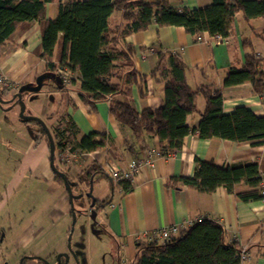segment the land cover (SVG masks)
Instances as JSON below:
<instances>
[{
  "label": "crops",
  "instance_id": "1",
  "mask_svg": "<svg viewBox=\"0 0 264 264\" xmlns=\"http://www.w3.org/2000/svg\"><path fill=\"white\" fill-rule=\"evenodd\" d=\"M59 1L67 0L47 3L48 18L56 17ZM169 2L174 7L196 8L211 0ZM111 20L114 25L121 24V11H114ZM41 36L37 20L25 23L12 34L0 53V66L14 82V86L4 90L15 94V106L24 101L27 116L31 117L7 119L14 129L6 126L0 130V242L5 263L58 264V255L69 253V264H92L101 255L106 264H129L135 259L137 241L144 239L146 233L207 216L224 227L228 242L250 249L252 258L245 264H264L263 199L245 201L223 187L202 192L181 183L179 187L168 185L171 178L193 175L196 157L214 160L220 166L257 162L264 179V143L253 145L219 137L203 139L190 133L180 150L156 155L154 166L142 167L132 189L125 191L122 184L113 183L105 176L102 168L124 166L144 152L138 149L132 130L121 125L110 112L109 100L99 101L96 109L91 110L80 99V73H72L71 82L64 84L57 71L46 65L40 56ZM200 37L190 34L183 26L152 23L146 30L129 34L125 41L136 49L138 71L149 74L160 52L178 54L187 66L188 83L194 88L205 85L213 91L220 90L225 112L245 105L257 115H264V99L254 91L251 82L223 84L227 71L233 66H243L247 54L264 58V18L247 19L239 11L234 15L227 42H215L207 31ZM53 60L58 61L57 49ZM147 92L142 98L138 87H133L132 101L139 111L159 107L165 85L150 78ZM196 102L201 111L205 109L203 95H198ZM64 114L77 126L78 138L92 131L107 137L105 146L91 152L76 150L68 158L55 148L54 164L67 173L73 203L64 180L51 167L48 136L33 119H41L54 138V128ZM199 120V113L187 116L191 127L197 126ZM54 141L56 144V138ZM127 142L136 144V151L129 150ZM147 146L160 150L158 137L149 136ZM247 189L246 183L236 185V191ZM93 198L97 207L91 204ZM73 211L77 224L80 223L72 234L73 239L77 230L75 242L80 245L72 248L75 256L69 250ZM92 215H96L95 219ZM64 261L62 257L60 264H65Z\"/></svg>",
  "mask_w": 264,
  "mask_h": 264
},
{
  "label": "trees",
  "instance_id": "2",
  "mask_svg": "<svg viewBox=\"0 0 264 264\" xmlns=\"http://www.w3.org/2000/svg\"><path fill=\"white\" fill-rule=\"evenodd\" d=\"M52 1L0 0V53L18 28L37 20L42 31L40 56L46 65L52 70L66 67L72 73H80V99L91 110L96 109L99 101L109 100L110 112L121 125L132 130L139 150L145 152L147 138L157 136L161 153L168 155L180 150L190 133L203 139L219 137L253 145L264 143V115H257L245 105L225 112L220 90L213 91L205 85L194 88L188 83L187 66L178 54L160 52L149 74L138 71L136 49L125 41L126 36L146 30L152 23L183 26L195 37L205 31L229 36L236 12L242 11L247 19L264 18V0H211L196 8L174 7L169 0H67L58 2L55 18H48L46 5ZM117 10L121 11L123 22L114 25L111 17ZM56 49L57 62L53 60ZM263 62L264 58L255 53L247 54L243 66L227 71L224 86L251 82L254 91L264 99ZM150 78L164 83L163 103L139 111L132 101L133 87L136 85L140 96L146 97ZM198 95L206 99L202 111L197 106ZM192 113L200 114L194 127L187 123V116ZM40 131L45 133L42 125ZM78 133L71 117L62 115L54 128L55 148L60 149L61 156L68 145L74 153L91 152L107 143V137L95 131L81 138ZM127 147L136 151L134 143L127 142ZM195 161L193 175L171 178L168 185L179 187L181 183L202 192L223 187L245 201L264 198L257 162L220 166L214 160L196 157ZM56 176L62 178L58 173ZM242 182L248 189L236 191V185ZM121 184L125 191L132 189L128 181ZM102 206L104 203L99 205ZM136 244L135 259L129 264H239L238 247L227 241L224 227L208 217L164 242L144 238Z\"/></svg>",
  "mask_w": 264,
  "mask_h": 264
},
{
  "label": "built area",
  "instance_id": "3",
  "mask_svg": "<svg viewBox=\"0 0 264 264\" xmlns=\"http://www.w3.org/2000/svg\"><path fill=\"white\" fill-rule=\"evenodd\" d=\"M201 37L199 36L198 39ZM215 42L217 43H225L228 41L229 36H223L222 34L213 35ZM57 73L60 75L62 82L64 84H69L72 79V72L68 70L66 67H60L57 70ZM0 85L3 88H11L14 86V82L12 78H10L6 73L3 72L0 66ZM71 146L68 145L63 152L65 153L64 157L68 158L69 155L74 154L70 152ZM80 152V151H79ZM76 153V152H75ZM156 155H163L160 150L147 148L144 154L138 158L131 160L124 166H112L106 165L103 166L102 172L105 176H107L113 183L121 184L123 181H128L133 183L134 178L139 173L140 169L144 166H154V160ZM259 188L261 189L262 194L264 195V179L260 183ZM264 200V198H263ZM207 216H200L194 220L188 221L186 224L181 226H168L159 228L151 233H146L145 238H156L160 242H164L169 239L173 235H178L183 233L184 230L194 224L195 222H200L205 219ZM209 218V217H208ZM236 238L234 239V242ZM237 258L239 259V264H245L252 258V254L250 249L247 246H238V250L236 253ZM0 264H6L4 258L2 256V244L0 242Z\"/></svg>",
  "mask_w": 264,
  "mask_h": 264
},
{
  "label": "rangeland",
  "instance_id": "4",
  "mask_svg": "<svg viewBox=\"0 0 264 264\" xmlns=\"http://www.w3.org/2000/svg\"><path fill=\"white\" fill-rule=\"evenodd\" d=\"M15 98L16 97L14 96V93H12L11 91L4 90V88L0 85V130L6 126L8 127V129H14V127H12L10 124H8L6 120L11 119V121H14V119H19L21 117L22 104L20 103L18 106H15L14 105V102L16 101ZM23 114H24V116H27V114H28V110L26 111V106H25V110H24ZM15 126H17V125H15ZM6 135L9 138L10 135L7 131H6ZM93 223H94V221H93ZM79 224H77V221L75 222L73 231H75V229L78 228ZM73 231H72V234H73ZM74 233H75L74 238L73 239L71 238V242H70V245L72 248H74L75 246L76 247L80 246L75 242L77 230ZM99 244H101V242ZM91 262H92V264H106L107 263V262H105L102 255H101L100 260H98V259H97V261L92 260ZM114 264H116V262H114Z\"/></svg>",
  "mask_w": 264,
  "mask_h": 264
},
{
  "label": "water",
  "instance_id": "5",
  "mask_svg": "<svg viewBox=\"0 0 264 264\" xmlns=\"http://www.w3.org/2000/svg\"><path fill=\"white\" fill-rule=\"evenodd\" d=\"M20 96V94H19ZM21 104H22V110H21V117L26 119V118H31V117H28V116H24L23 112L25 110V104H24V101H21ZM33 119H36L40 122V124L42 125V127L45 129V132L48 136V139H49V144H50V150H51V157H50V160H51V167L52 169L61 175L62 179L64 180V183L69 191V195H70V199H71V203H73V191H72V186H71V182L68 180L66 174L64 172H62L61 170H59L55 164H54V159H55V141H54V138L52 136V133L50 132V130L48 129V127L46 126V124L39 118H33ZM88 196H90V194H88ZM92 206H96V199L93 198L92 200ZM74 210V209H73ZM92 217L95 219L96 215H92ZM76 222V212L73 211V226H72V229H71V233L69 235V250H70V253L72 255L75 256V253L74 251L72 250V247L70 245V242H71V238H72V231L74 230V224ZM62 257L65 258V261L64 263L65 264H69V259H70V254L69 253H62V254H59L58 255V264L61 263L62 261Z\"/></svg>",
  "mask_w": 264,
  "mask_h": 264
},
{
  "label": "flooded vegetation",
  "instance_id": "6",
  "mask_svg": "<svg viewBox=\"0 0 264 264\" xmlns=\"http://www.w3.org/2000/svg\"><path fill=\"white\" fill-rule=\"evenodd\" d=\"M9 89V88H8ZM15 95V94H14ZM16 99V98H15Z\"/></svg>",
  "mask_w": 264,
  "mask_h": 264
}]
</instances>
